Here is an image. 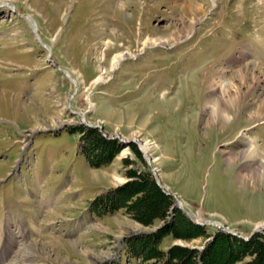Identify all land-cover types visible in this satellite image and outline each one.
I'll return each mask as SVG.
<instances>
[{
    "label": "rangeland",
    "instance_id": "1",
    "mask_svg": "<svg viewBox=\"0 0 264 264\" xmlns=\"http://www.w3.org/2000/svg\"><path fill=\"white\" fill-rule=\"evenodd\" d=\"M0 2V264H228L239 244L206 254L218 232L264 240V152L251 167L225 154L249 135L264 147V0ZM253 62L263 82L209 126L210 80ZM254 249L232 264H259Z\"/></svg>",
    "mask_w": 264,
    "mask_h": 264
},
{
    "label": "bare ground",
    "instance_id": "2",
    "mask_svg": "<svg viewBox=\"0 0 264 264\" xmlns=\"http://www.w3.org/2000/svg\"><path fill=\"white\" fill-rule=\"evenodd\" d=\"M0 3L2 4L4 2H0ZM186 8H187L188 12L194 16V22L193 23H195L197 20L202 19L201 18L202 17V11H201L202 7L200 5L193 4L190 2V3L186 4ZM30 21L33 25V28L35 30H37V26H36V23L34 22V20L31 19ZM192 26H193V24L191 25V27ZM177 39L178 38L176 37L174 40H177ZM163 43H165V40L156 39V38L152 39L149 37L142 41V45L144 47H147L149 44L160 45ZM127 56H130L129 52H118V53H116L112 58L110 71L114 72L117 69V67L121 64V62L127 58ZM67 73L71 77V74L69 72H67ZM232 74L233 75L230 76V75L223 72V73H220L219 75L215 76L213 79L210 80V84H209L210 94L204 103V104H206L205 113H206V118H207V122H208L209 126L214 125L218 122L221 123L222 125H224L225 123H227L231 119L230 113L233 111V109L236 108V106L238 104H242L244 96L247 95V93L244 94L246 91L244 92L242 87L244 86L248 77L251 74L254 77L255 82L257 84H260L263 82L261 75L257 74V66L254 64V62H253L252 66L235 70V71H233ZM72 79L77 82L76 79H74V78H72ZM96 80L98 82L104 81V75L101 74L100 76H98V78ZM251 86H253V85H251ZM233 91H235L236 94H234ZM250 91H253V89ZM263 107H264V100L261 103L260 108L262 109ZM57 123H60V122H57ZM247 137H248V139L244 141L246 146H247L246 149L245 148H241L239 150L235 149V150H231V151H228L225 153L226 159L228 162H233L235 159L240 158V159L245 160V164H244L245 167H251V166H255L258 164L259 154H260V152H264L263 144L259 143L257 141L258 139L256 137H252L250 135ZM152 144L153 143L150 140L145 141V142L143 141L141 143V147H142L143 151L145 152L146 156L148 157L149 162H154L157 160L156 158L153 159V156L150 157L151 155L148 153ZM154 170H155V168H154ZM155 172H156V170H155ZM156 176H158L157 172H156ZM255 176H257L259 180H264V160H263L262 164L257 165ZM248 177L251 178V180H254L253 176L249 175ZM245 178H247V176H245ZM160 183H161V181H160ZM184 203H183L182 199L179 198L178 204L181 206H184ZM189 214L193 218H194V216H198L196 214H193L192 212H190ZM194 220L198 224H203V225L207 224L206 220H205V222H200L199 218H197V220L194 218ZM212 223H214V222H212ZM263 226H264V223H263ZM259 228H262V225H260Z\"/></svg>",
    "mask_w": 264,
    "mask_h": 264
},
{
    "label": "trees",
    "instance_id": "3",
    "mask_svg": "<svg viewBox=\"0 0 264 264\" xmlns=\"http://www.w3.org/2000/svg\"><path fill=\"white\" fill-rule=\"evenodd\" d=\"M132 190L133 189H130L129 192H132ZM116 194L110 195V202L108 201L107 198H104V201H106V203H108V202L110 203V207L111 206L112 207L115 206V201H117L116 199H117V196L119 195V192H116ZM153 197H155V196H153ZM102 201H103V198H102ZM147 204H148L147 209L150 211V213L154 209H159V210L162 209L163 210L164 209V206H165V202L164 201H163V203H160V202H158V200H153V199L150 202H148ZM110 207H108V209ZM196 229H198V228H196ZM198 230H201V228H199ZM163 231L164 230H159L158 232H155L152 235H148V236H150L149 238H146V239H142L141 240V243H142L141 244L142 245L141 250H143V251H140V252L142 254L143 253L145 254V255L143 254L144 257L145 256L151 257V255L153 254V248H154L153 243H155V240L158 241V238H159L160 234H162ZM200 232H202V231H200ZM214 238H215V240H213V242L211 244L209 243L207 245V247H206V254H207V256L210 254L211 247L216 246L217 243L222 242L223 243L222 244L223 247L226 246V245L227 246L229 245V247H230V245H232V244H234V245L235 244H239L240 246H239L238 250L235 253H234V251H230L231 252V255L227 259V263L228 264H232L233 263L232 261L235 258L237 259V255L240 256L242 254V252L249 251V249L251 248V246H253L255 248L254 250L257 252V255H258V263L259 264H264V240H262L261 238H256L255 236H253L250 240H245V239L243 240V239H238L237 237H233L229 233H223L222 231L218 232L214 236ZM133 245L136 246V244H133ZM173 251H175V249ZM137 252H139V251H137ZM204 253L205 252L203 250H202V252L199 251V256H200V254L202 255ZM182 255H183V258H181L180 261L181 262H185V264H188L189 259L185 257L186 256L185 254H182ZM179 256L178 255H175L174 256V254H172V257H175V258H178Z\"/></svg>",
    "mask_w": 264,
    "mask_h": 264
},
{
    "label": "water",
    "instance_id": "4",
    "mask_svg": "<svg viewBox=\"0 0 264 264\" xmlns=\"http://www.w3.org/2000/svg\"><path fill=\"white\" fill-rule=\"evenodd\" d=\"M155 172V171H154ZM155 174H156V172H155ZM156 178H157V180H158V183L161 185V183H160V178L158 177V176H156ZM180 206V205H179ZM181 207V206H180ZM226 230L228 231V232H230V233H232V234H234V235H237L235 232H233V231H231L229 228H226ZM246 240H248L249 238H245Z\"/></svg>",
    "mask_w": 264,
    "mask_h": 264
},
{
    "label": "crops",
    "instance_id": "5",
    "mask_svg": "<svg viewBox=\"0 0 264 264\" xmlns=\"http://www.w3.org/2000/svg\"><path fill=\"white\" fill-rule=\"evenodd\" d=\"M199 217H201L200 215H199ZM202 218V217H201ZM203 219V218H202Z\"/></svg>",
    "mask_w": 264,
    "mask_h": 264
}]
</instances>
